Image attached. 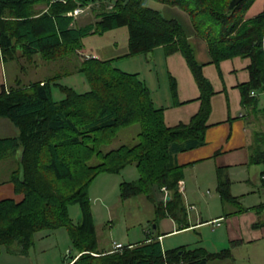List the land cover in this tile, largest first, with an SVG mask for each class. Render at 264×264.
I'll list each match as a JSON object with an SVG mask.
<instances>
[{
  "label": "trees",
  "instance_id": "trees-1",
  "mask_svg": "<svg viewBox=\"0 0 264 264\" xmlns=\"http://www.w3.org/2000/svg\"><path fill=\"white\" fill-rule=\"evenodd\" d=\"M152 1L178 7L188 16L195 35L206 41L211 62L235 55L251 58L250 79L241 85L243 103L255 102L251 90L264 92V13L243 20L253 0H241L230 10V0H0L3 60H55L76 52L85 35L126 26L128 55L161 45L183 53L201 102L188 123L168 126L164 108L154 103L137 72L119 70L94 56L83 59L78 68L91 85L87 91L61 84L58 75L0 91V117L17 129L0 135V161L15 162L8 180L22 196L0 199V245L8 250L27 252L36 232L65 226L72 248L60 264H205L228 254V249L210 252L203 247L164 250L158 236L98 249L89 186L100 173H117L128 165H135L138 177L120 182V197L141 196L152 203L156 220L171 216L180 229L188 226L179 189L183 167L175 155L204 143L214 90L194 57L183 23L164 16ZM86 7L95 20L79 25L71 12ZM55 87L62 97H54ZM133 124L139 127L134 143L120 142L117 130ZM249 150V162L263 166L264 178V131L254 134ZM163 188L168 196L164 201L157 198ZM217 188L224 201L234 199L228 179L221 175ZM73 203L82 211L77 222L69 213Z\"/></svg>",
  "mask_w": 264,
  "mask_h": 264
},
{
  "label": "crops",
  "instance_id": "crops-1",
  "mask_svg": "<svg viewBox=\"0 0 264 264\" xmlns=\"http://www.w3.org/2000/svg\"><path fill=\"white\" fill-rule=\"evenodd\" d=\"M261 13H264V0H253L243 13V20ZM185 28L194 48V57L202 64V73L214 93L210 97L211 110L206 120L204 143L178 151L175 155L176 162L183 167V178L179 181L183 182L180 191L188 226L180 229L182 225L176 220L164 217L152 236H158L162 248L167 250L178 248L163 245V240L172 236L169 234L182 230L204 231L211 247L201 243L191 248L203 247L210 252L228 249L225 256L209 259L205 264H243L237 258L236 245L247 243L245 246L248 247L249 243H259L264 239V178L260 175L263 166L249 162V147L254 141V134L264 131V92L251 90L252 95L256 94L255 102L249 105L243 103L241 85L250 79L251 58L235 55L217 63L211 62L206 41L195 35L191 24ZM131 57L139 63L136 70L132 69L133 72H137L149 88L152 87L154 103L164 108L165 123L168 126L188 123L198 112L201 102L200 89L183 53L179 49L169 51L168 46L161 45L148 53ZM11 63L14 66L9 76L7 65ZM15 63V60H3L0 55V91L16 87L18 83L24 84L16 72ZM144 68H149V73H144ZM220 175L229 181V190L234 196L232 201L221 198L217 188ZM161 193L164 194V191ZM6 197L16 200L22 197L15 192L9 180L0 184V199ZM205 226H210V230H205ZM216 233L223 236L216 238ZM136 242L139 241L129 243ZM113 247L114 243L108 247L99 243L98 249ZM250 252L253 260L250 256L243 260H248L250 264H258L259 260L264 262V257L256 256L263 254L264 249L263 252Z\"/></svg>",
  "mask_w": 264,
  "mask_h": 264
},
{
  "label": "rangeland",
  "instance_id": "rangeland-1",
  "mask_svg": "<svg viewBox=\"0 0 264 264\" xmlns=\"http://www.w3.org/2000/svg\"><path fill=\"white\" fill-rule=\"evenodd\" d=\"M151 4L159 8L164 16L177 18L183 23L184 27L190 24L188 16L180 8L153 1ZM73 14L79 25L95 20L93 12L88 10L87 7L78 8L76 13ZM128 48V28L120 26L103 33L85 35L80 39L76 52L55 60L44 61L37 56H34L31 61L22 58L19 63H15L16 72L24 84L33 80H43L47 76L58 75L61 84L72 87L78 92H83L91 88L85 75L78 71L81 61L85 58L87 59L86 55L94 56L101 60H109L113 67L126 72H133V70L137 69L139 63H137V60H132L133 57L131 56L134 55L127 54ZM11 64L7 65L9 67V76L13 72L12 67L14 64ZM144 73H149V68H144ZM150 88L152 89L151 86ZM53 95L55 98H60L64 94L55 87ZM138 128V124H133L118 129L116 132L117 139L122 143L133 144ZM16 132V127L10 121L0 117V135H10ZM116 144L117 142H115ZM14 166L15 162L11 159L0 161L1 182L8 180ZM137 177L138 170L135 165H128L117 173H100L91 182L88 189L90 213L100 245L108 247L117 241L122 244L142 241L148 234L152 236L156 233L159 221L162 218H172L171 216H164L156 220V213L152 203L141 196L128 199L120 197V182L134 180ZM157 197L160 200H165V194H162L161 191L157 192ZM69 213L74 222L82 218L79 204H71ZM153 219L157 222L153 221ZM204 229L210 230V226H205ZM169 235L172 236L162 242L164 246L172 245L171 248L182 246L191 248L203 243L205 246L211 247L209 246L211 242L209 238L205 237L206 233L204 231L199 233L193 230L188 232H183L182 230L177 234ZM216 236V238H220L223 234L216 233ZM249 244L250 246L248 247L245 246L247 243L236 245V250H238L236 252L237 258L243 264H250L248 260H243L250 256V251L263 252L264 239L259 243L252 242ZM13 246L11 247L13 248ZM226 246L229 247L230 244L227 243ZM71 248V239L65 226L52 230L47 229L34 234L33 244L27 252L10 251L5 245H0V264H60ZM256 256L264 257V253ZM250 258L253 260L251 256ZM260 263L264 264V262L259 260L258 264Z\"/></svg>",
  "mask_w": 264,
  "mask_h": 264
},
{
  "label": "built area",
  "instance_id": "built-area-1",
  "mask_svg": "<svg viewBox=\"0 0 264 264\" xmlns=\"http://www.w3.org/2000/svg\"><path fill=\"white\" fill-rule=\"evenodd\" d=\"M77 9H78V8H77ZM77 9L74 10L73 13H76ZM262 47H263V50H264V40H263V43H262ZM86 57L89 58L90 56H89V55H86ZM251 94H253V91L251 92ZM182 184H183V182H182V181H179V186H180V188L182 187ZM163 191H164L165 199H166V197H167V190H165V188H163ZM121 247H122V243H117V242L115 243V242H114V248H115V249H117V248H121Z\"/></svg>",
  "mask_w": 264,
  "mask_h": 264
},
{
  "label": "water",
  "instance_id": "water-1",
  "mask_svg": "<svg viewBox=\"0 0 264 264\" xmlns=\"http://www.w3.org/2000/svg\"><path fill=\"white\" fill-rule=\"evenodd\" d=\"M241 0H230L228 5V10L233 9L237 4L240 3Z\"/></svg>",
  "mask_w": 264,
  "mask_h": 264
}]
</instances>
